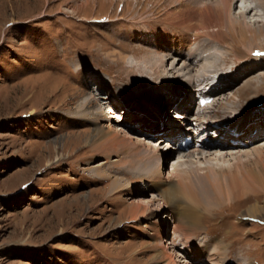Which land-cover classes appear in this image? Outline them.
I'll list each match as a JSON object with an SVG mask.
<instances>
[{"label":"rangeland","instance_id":"1","mask_svg":"<svg viewBox=\"0 0 264 264\" xmlns=\"http://www.w3.org/2000/svg\"><path fill=\"white\" fill-rule=\"evenodd\" d=\"M190 1L0 0V264H155L157 219L164 221L160 240L178 235L174 254L181 264H264V193L250 190L236 197L226 187L217 201L199 191V184L200 201L181 200L173 218L171 206L159 210V196L169 185H158L157 161L149 162V155L164 156L158 169L164 177L176 162L185 178L198 168L262 169L255 162L256 150L264 151V87H250L264 76L249 82L261 71L244 72L251 62L264 65V55L238 45L241 52L234 58L212 43L210 54L226 56L218 69L209 66L212 58L208 51L200 54L199 44L191 55V45L211 41L169 18ZM250 1L251 22L257 18L252 14L263 10ZM139 47L167 54V71L161 73L166 78L146 72ZM186 63L193 80L205 76L200 84L205 87L226 75L217 103L227 104L232 96L230 106L200 112L195 88L201 80L190 81L182 69ZM87 96L95 113L111 116L115 146L102 149L97 121L77 115ZM177 133L181 140L189 135L196 142L207 137L241 143L203 148L211 153L187 158V150L196 147L176 149L170 137ZM170 179L179 180L176 174ZM143 199L156 200L132 218L131 206ZM256 204L260 212L253 216L249 208ZM188 207L199 214L202 229L184 238L172 230ZM210 252L219 256L211 259Z\"/></svg>","mask_w":264,"mask_h":264},{"label":"bare ground","instance_id":"2","mask_svg":"<svg viewBox=\"0 0 264 264\" xmlns=\"http://www.w3.org/2000/svg\"><path fill=\"white\" fill-rule=\"evenodd\" d=\"M192 1L193 2L190 1V3L189 2H187V3L182 2L183 5H181V6H183L185 9L177 10V12L171 13L170 14L171 17H169L178 26H182L183 28L187 29L188 31L189 30H196V34L198 35L199 38H201L204 35V37L208 38L211 41V42L206 44L205 42H203V39H202L199 42H197L195 46L191 45L189 47V51H190V49H192L191 55L196 54V52L198 50V49H196V46L199 44L200 45V48H199L200 54L205 52V51H208L207 54L205 53V55H209V58H212L211 59L212 62L211 63L208 62L209 66H213V67H215V69H218L217 66L219 63H221L220 61L223 60V57L225 55L219 56V55L210 54L212 43H220L219 47H221L225 50L224 53L227 54L226 56L231 55L233 57L234 56L238 57L240 52H241V51H237L235 48L238 45L244 46L245 50L251 52V54L255 50V47L258 50L264 49V47H262L260 44H258V40H260V39L262 40L261 37L264 35V20H263V18H264V0H254L255 1L254 5L257 2L258 7L263 10V14H258L257 12L255 14H252V16H257V18L254 20H251V22L247 20V16L251 15V13L254 9L249 8L250 7L249 5H251V4L249 2H247V0H243V4H240L239 2H238L239 3L238 4L237 1H239V0H209V1H205L206 3L201 1V0H192ZM88 3H89V1H88ZM88 3L82 5V7L85 8L88 5ZM234 7H236L238 10L236 11L235 10L236 8H234ZM257 26H259V27H257ZM133 34H134L133 36L137 35L135 33H133ZM174 37H175L174 41H176V36H174ZM157 45L160 46L159 43H157ZM182 46L183 45L181 44V45H179L178 48L180 50H182V48H181ZM178 48H175V49H178ZM136 49L145 52V54H143L142 57L144 58L143 62L147 66L146 68H148V69H146V72H150L148 74H153V76L156 78H157V76H155V75H158V76L161 75L162 78H166V76L162 75L161 73H162V71L163 72L167 71V68L164 67V65H165L164 61L167 60V58H168L167 54L160 56L157 53V51L161 52L162 49H159L158 47L154 48V50L153 49L146 50V49L141 48V47L136 48ZM191 55L188 52V59L189 58L191 59ZM252 60H255V59L252 58ZM137 62H139V61H137ZM171 66H172L171 67V69H172L173 67H175V64L172 63ZM183 67L186 68V70H187L186 73L187 72L189 73V77H190L191 82L192 81L197 82V81L201 80L197 84H199L198 87L200 89V92H202L201 94L203 96H205V98L208 100V103L199 104L201 106V108L199 109L200 112L204 113L205 111L215 110L217 106L227 108V105H229L232 102V99H231L232 96H230V97H226L227 104L225 102H223V103L218 102L217 103L218 95H220V92L223 91L222 89L225 86H227L226 83L228 82L227 81L228 79L226 78V75H222V73H221V74H218L217 79H215V80L210 79V84L206 85L207 89L205 91H202V88L205 86H202L200 84L202 82V79L205 76H203L202 79H199L197 76L198 79L193 80L192 76H190V74L192 73L191 72L192 69H191L189 63L182 65V69H184ZM246 68H247V70L244 72V74L248 70L252 71L255 68H258V70H260L262 73H264L263 72L264 71V65H261L259 63L257 64V62L255 63V61L249 63L246 66ZM261 72L259 75L253 76L252 78L250 77L248 79L249 82L254 81V79L261 78L262 75L264 76V74H262ZM164 74H168V73H164ZM203 74L206 75V73H203ZM194 77L196 78V76H194ZM261 79L262 80L260 82L257 81L256 84L251 83L250 90L251 89L252 90H258V91H259V89L261 90V88L264 87V77ZM220 82H223V84L221 85ZM195 89H197V87ZM213 94H214V96H211ZM181 98H183V96H180V99ZM199 103H201V101ZM92 104H93L92 96H87L85 99L82 98L81 102L78 104L79 114H77V115L78 116H87V117L93 118V120L95 119V121H97V134H100L104 137V140L102 142V147H101L102 149H107L110 146H115L116 144L119 143V141L116 138V131L113 129L114 126L113 127L111 126V121H112L111 116L107 117V114L104 113V110H101V112H99V113H95L94 110H92V108H91ZM235 118H238V117H235ZM240 118H242V117H240ZM222 121L225 122V120H222ZM101 122H108V123L104 124ZM236 127H237V124H234L232 129L234 130ZM223 129L226 130L225 124L223 126ZM240 129H241L240 132H243L242 128H240ZM181 136H183V135H181ZM181 136H179L177 133L173 137H170V139L172 140L171 144L176 149L178 148V149H184V150L188 149V147L192 144L195 145L196 148L187 150V152L184 154V156H186L187 158L189 156H191V154L192 155H196V154L207 155V154L211 153L208 151H204V153H202L203 148H206V149L217 148V149H219V148H224L223 146H235V145H240V143H241L240 142L239 144H235L232 142H224V140H214V139L207 138V137L200 138L199 139L200 141L197 144H196V141L193 140V138L190 140V142L182 143V140L179 139ZM216 136H218V135H216ZM177 140H179V142H177ZM132 143H133V141H132ZM155 150H156V148H155ZM256 151H258V155H257V159H256L257 162H255V164L261 163L262 169L258 168V167L253 168L252 166H247L248 164L244 165V166L238 165L237 171L233 172V173L232 172L231 173H226V172L220 173L214 167L209 168L208 171L201 172L200 169L198 168L196 170L189 171V175H187L188 177H186V178L183 177L182 176L183 174H180L179 170L177 169L178 168L177 166H179L178 162L174 163L173 167L170 168V170H171L170 174L171 175H169V176L166 175L167 177L166 176L164 177L162 175L163 172L161 173L158 170L161 167V161H162L164 156L160 153L157 154L156 156L149 155V157H148L149 162H152L154 160V158L157 161V167H155V168H157V170L154 173L153 177L158 182V185H159V183H161V184L165 183L166 185H169L168 189L164 188L165 190H163V192L159 196V199L161 201L159 210L163 206H171L170 217L173 218L174 215H176V214L178 215L179 213H178L177 208H178V203L181 200L186 199V200L190 201L189 198H193L192 199L193 202L195 201L196 198H197V200H199L198 196L196 194L197 193L196 188L198 187L199 184H201V186L203 187L199 191L203 192L204 195H207L208 199L210 198L212 200H217V201L222 196V193L225 191L226 187H227V190H228V188H231L233 195L236 197H241L244 195V193H246L247 191H250V190L264 193V154H263L264 151H261V149L256 150ZM223 152H224V150H223ZM253 152L256 153L255 151H253ZM133 153H135V152H133ZM259 154H260V156H259ZM244 155L247 156V158H248L249 153H245ZM217 156L222 157V154L218 153L216 155V157ZM236 158H237V156H236ZM239 159H238V161H239ZM188 160H192V159H188ZM240 166H241V168H240ZM221 169H225V168L222 167ZM175 174H176V178L178 177L179 180H174L172 182L170 179V176L172 177ZM145 175H147V174H145ZM112 190H114V192L116 191V180L113 183ZM199 195H201V194H199ZM154 200H156V199H153V200L152 199L151 200L143 199L142 203L139 204L137 207L131 206L132 208H131V215L130 216L132 218L138 217L140 214H142L143 212H145L147 210L146 207L149 204H151V202H153ZM199 203H201V202H199ZM194 204H196V202ZM259 208L260 207H258V205L256 204V205L250 207L249 209L253 213V216H257L258 213L260 212ZM205 210L206 211L208 210L207 212L205 211L206 212L205 214H207L208 216H211V212L209 211V209H205ZM179 217H180V222H179V224H174V227L172 230L173 234L174 233L176 234V232H178L184 238H189V236L192 233H195L196 231L202 229V224H201L199 214H197L195 212V210L190 209L188 207V210L186 209V211H184V213L179 215ZM163 226H164V221L161 219L155 220L153 223V226H152L153 236L155 238L154 244L152 245V248L155 252L153 255V260L155 261V264H181L174 254L175 253L174 250L177 247H180V245H178V243H177L178 241L176 239L177 238L176 236H178V235L171 237L169 239V241L168 240L166 241L164 238H162L160 240L159 236H161L163 233ZM163 241H166V242H163ZM167 244H171V247L168 248ZM168 249H169V251H168ZM210 254H211V259L217 258L219 256V255L216 256L215 252H210Z\"/></svg>","mask_w":264,"mask_h":264}]
</instances>
